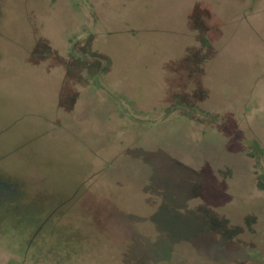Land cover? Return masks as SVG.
Returning a JSON list of instances; mask_svg holds the SVG:
<instances>
[{
	"label": "rangeland",
	"instance_id": "1",
	"mask_svg": "<svg viewBox=\"0 0 264 264\" xmlns=\"http://www.w3.org/2000/svg\"><path fill=\"white\" fill-rule=\"evenodd\" d=\"M0 264H264V0H0Z\"/></svg>",
	"mask_w": 264,
	"mask_h": 264
}]
</instances>
